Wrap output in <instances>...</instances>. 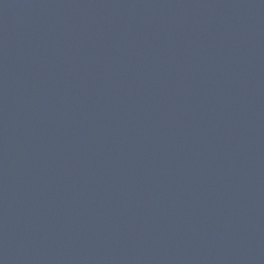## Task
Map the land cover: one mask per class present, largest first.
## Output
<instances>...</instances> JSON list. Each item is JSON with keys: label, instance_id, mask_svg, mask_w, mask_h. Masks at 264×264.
I'll use <instances>...</instances> for the list:
<instances>
[{"label": "water", "instance_id": "water-1", "mask_svg": "<svg viewBox=\"0 0 264 264\" xmlns=\"http://www.w3.org/2000/svg\"><path fill=\"white\" fill-rule=\"evenodd\" d=\"M0 264H264V0H0Z\"/></svg>", "mask_w": 264, "mask_h": 264}]
</instances>
